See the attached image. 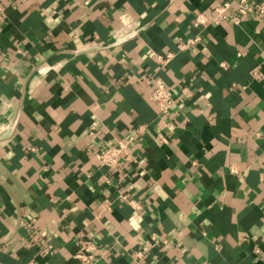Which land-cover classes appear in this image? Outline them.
I'll return each instance as SVG.
<instances>
[{"label": "crops", "instance_id": "obj_1", "mask_svg": "<svg viewBox=\"0 0 264 264\" xmlns=\"http://www.w3.org/2000/svg\"><path fill=\"white\" fill-rule=\"evenodd\" d=\"M223 2L0 0V264H264V14L191 26Z\"/></svg>", "mask_w": 264, "mask_h": 264}, {"label": "built area", "instance_id": "obj_2", "mask_svg": "<svg viewBox=\"0 0 264 264\" xmlns=\"http://www.w3.org/2000/svg\"><path fill=\"white\" fill-rule=\"evenodd\" d=\"M239 8L237 14L229 16L227 11L229 8L228 3H219L215 8V18L211 21L205 14L201 12H195L194 18L191 22V26L196 29H206L211 22L218 23L221 20L230 18L234 24H239L245 17L249 16L255 10L259 13L264 14V5L248 6L247 0H238ZM134 31L133 26H128L124 30V33L131 34ZM120 30H117L112 33L114 38H117ZM135 32H133V35ZM199 42V37L189 41L187 44L180 43L178 48L180 50L185 49L188 44H197ZM159 62L161 64H166L172 58V54L167 53L164 57L159 56ZM149 101L154 104L160 113H166L171 106L172 98L168 89L163 84H156V86L151 90L149 94ZM145 134V127L138 126L136 132L131 140L119 142L115 146H111L103 150L98 156L99 165L107 169L106 180L108 182L109 175L111 172L116 170L120 166V162L129 156L130 146L133 142H138L142 135ZM230 173L236 174V170L232 167L229 168ZM136 206V205H135ZM82 252L79 254L78 258L82 264H93L96 258L97 247L90 241H85L81 244Z\"/></svg>", "mask_w": 264, "mask_h": 264}]
</instances>
